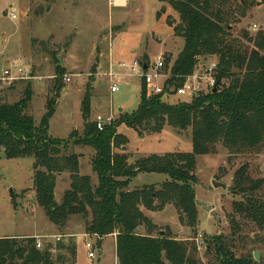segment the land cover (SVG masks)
Instances as JSON below:
<instances>
[{
  "label": "trees",
  "instance_id": "1",
  "mask_svg": "<svg viewBox=\"0 0 264 264\" xmlns=\"http://www.w3.org/2000/svg\"><path fill=\"white\" fill-rule=\"evenodd\" d=\"M255 2L170 0L179 22L168 19L167 24L173 35L183 40V47L169 70L164 92L147 97L142 82L137 109L122 114L102 131L90 121L91 95L87 92L80 109L82 133L72 132L66 143L48 136L54 101L46 103L38 126L27 113L32 98L30 84L18 102H0V159L32 160L31 191L52 225L62 231L71 218L77 217L84 223L85 235L96 238L98 248L105 237L115 235L118 264H199L194 243L177 241L167 230L156 233V225L144 210L161 212L171 205L179 223L195 237L196 158L215 155L217 145L230 156L264 152V32L251 36L242 29L234 36L231 28L246 18ZM204 58L216 60L214 89L197 94L189 102L167 103L165 98L175 95ZM55 63L54 89L59 84L61 89L65 70L57 60ZM121 125L151 134L161 133L165 126L179 132L189 129L191 152L150 155L131 164L124 150L128 139L117 132ZM68 145L93 150L91 168L97 177L96 186L89 176L79 174L80 156L68 153ZM62 173L69 174L70 184L58 203L54 190L56 176ZM141 173L164 175L167 180L159 186L129 190L131 181ZM262 186L263 180L249 177L245 164L234 174L231 191L242 198L232 204L234 214L264 231V202L258 196ZM230 224L238 229L235 218ZM140 227L145 234L136 233ZM262 244L264 248V238ZM232 249L219 235L211 239L206 253L213 252L218 264H257L251 257H236ZM0 264H76V245L59 241L37 249L33 237L0 238Z\"/></svg>",
  "mask_w": 264,
  "mask_h": 264
},
{
  "label": "rangeland",
  "instance_id": "2",
  "mask_svg": "<svg viewBox=\"0 0 264 264\" xmlns=\"http://www.w3.org/2000/svg\"><path fill=\"white\" fill-rule=\"evenodd\" d=\"M169 1L127 0L122 8L108 5V0H0V66L19 60L29 76L39 78L21 80L10 86L0 82V102H18L30 84L32 98L27 113L38 126L46 113V103L54 101L48 136L65 143L70 140L72 132L78 135L82 133L80 109L86 92L91 95V122L98 115H112V120L116 121L122 114H131L139 104L140 82L136 79L123 81L117 93H110L107 82L97 75L107 68L110 59L114 62H141L147 59L152 63L161 55L164 73L169 77V70L183 47V40L175 37L167 24L168 19L179 22ZM12 8L17 14L16 20H11L8 15ZM231 28L234 36L242 29L251 36L259 31L264 32V0H256L246 18L240 24H232ZM55 60L65 70L63 77L70 79V82L63 84L58 98L55 97L53 79ZM215 62V58H204L197 64L194 74L201 78L199 93L209 91L211 85L206 81L209 77L213 79L211 69ZM214 87L215 84L212 89ZM191 99V95H174L165 98V101L176 104ZM117 132L128 139L124 150L131 164L150 155L191 152L189 129L179 132L165 126L161 133L151 134L146 130L134 131L121 125ZM67 147L68 153L80 156L79 174L89 176L92 185L96 186L97 177L91 168L93 150L79 146ZM245 164L252 180H263L258 196L264 202V152L230 156L223 147L217 145L215 155L196 158L195 198L210 205L219 219L216 225L207 212L197 207L196 232L197 235L202 234V244L195 253V260L199 264H218L213 252L206 253L205 247L213 237L219 235L231 243V251L236 257H251L257 264H264V231L234 214L232 204L242 201L241 196L212 186L214 181L232 188L234 174ZM33 174L32 160L29 158L0 159V238L39 236L45 242L44 246H47L53 244V235H64L61 242H72L77 246L76 264H117L113 237H105L97 249L96 238L85 235L81 219L71 218L62 231L48 221L42 209L36 205L31 191ZM166 180L164 175L141 173L132 180L133 187L129 185V190L151 184L159 186ZM69 184L68 173L56 176L54 196L58 203ZM144 214L156 225V233L167 230L177 241L193 244L191 240L194 235L179 223L178 214L171 205L161 212L144 210ZM232 218H235L237 230L230 224ZM136 233L145 234V229L140 227ZM70 235L74 237L70 238ZM86 242L94 246L93 259L87 257ZM99 250H102V254L98 253ZM254 253L259 254V261L254 260Z\"/></svg>",
  "mask_w": 264,
  "mask_h": 264
},
{
  "label": "built area",
  "instance_id": "3",
  "mask_svg": "<svg viewBox=\"0 0 264 264\" xmlns=\"http://www.w3.org/2000/svg\"><path fill=\"white\" fill-rule=\"evenodd\" d=\"M110 5L120 6L121 4H117L116 0H111ZM8 15L11 20L17 19V14L13 8L10 9ZM144 66L146 67L145 69ZM214 69L215 64L212 65L211 70ZM97 77L107 82L110 93H117L123 81L136 79L140 82V84L142 82L144 83L147 97L155 96L164 92L165 81L169 78L164 73V60L161 55H158L152 63H146L142 61L139 62L136 60L114 62L112 59H110L107 68L103 72H100ZM209 78L210 79L207 80L206 83H208V81L210 82V90L214 84V79H211V77ZM29 79L36 78L29 76L21 64L16 60L10 61L7 65L0 67V82L7 86L13 85L15 82L21 80ZM200 79L201 78L196 74L187 77L183 85L176 90L175 96H196L201 91ZM63 82L68 83L70 82V79L65 77ZM112 119V115L108 117L98 115L94 119V123L96 128L99 131H102L106 126L113 122ZM52 238V243L54 244L61 241L63 237L57 235L52 236ZM41 239V237L35 238V246L37 249L45 247V242ZM85 247L87 249V257L93 259L95 257L93 244L86 242ZM51 252L54 254L56 251L53 249Z\"/></svg>",
  "mask_w": 264,
  "mask_h": 264
},
{
  "label": "water",
  "instance_id": "4",
  "mask_svg": "<svg viewBox=\"0 0 264 264\" xmlns=\"http://www.w3.org/2000/svg\"><path fill=\"white\" fill-rule=\"evenodd\" d=\"M145 68L146 67L144 66V69ZM60 87H61V85L59 84L57 86V88H56V95L55 96L57 98L59 97ZM119 112H121V109H119ZM212 186H213V188L227 189L228 192H231V188L230 187H226L222 183H218V182L212 181ZM195 205L197 207H199L202 211L207 212L209 214V216H211L215 220L216 225L219 224V219L217 218L215 211L212 209V207L210 205H206L203 202H200L198 200H195ZM161 234H163V233L161 232ZM253 258H254L255 261H259V254L258 253H254L253 254Z\"/></svg>",
  "mask_w": 264,
  "mask_h": 264
},
{
  "label": "crops",
  "instance_id": "5",
  "mask_svg": "<svg viewBox=\"0 0 264 264\" xmlns=\"http://www.w3.org/2000/svg\"><path fill=\"white\" fill-rule=\"evenodd\" d=\"M127 4V0H125V2H124V4H122V6L120 5L119 7H125V5ZM108 5H110V0H108ZM112 6V5H111ZM112 7H117V6H112ZM16 61H18L20 64H21V66L24 68V65L19 61V60H16ZM133 61V60H132ZM1 67V66H0ZM25 69V68H24ZM36 79H39V78H37V76L35 77ZM51 78V77H50ZM15 83H17V82H15ZM14 83V84H15ZM66 83H64V85H65ZM61 92H62V89H61ZM92 108V107H91ZM28 109H29V107H28ZM119 111V110H118ZM79 154V153H78ZM138 176V175H137ZM136 176V177H137ZM135 177V178H136ZM132 182V181H131ZM130 186H132V184L130 183ZM133 187V186H132ZM83 235V234H82ZM54 236V235H53ZM20 237H33V238H36V237H39V236H36V237H34V236H12V237H2V238H20ZM62 237L64 238L65 236L64 235H62ZM71 237H74V235H70V238ZM111 237H113L114 238V242H116V239H115V235H112ZM102 242V241H101ZM76 245V244H75ZM97 249H99L98 247H96ZM76 253H77V246H76ZM98 253L99 254H102V250H99L98 251ZM115 257H116V254H115ZM116 263H117V257H116ZM118 264V263H117Z\"/></svg>",
  "mask_w": 264,
  "mask_h": 264
},
{
  "label": "flooded vegetation",
  "instance_id": "6",
  "mask_svg": "<svg viewBox=\"0 0 264 264\" xmlns=\"http://www.w3.org/2000/svg\"><path fill=\"white\" fill-rule=\"evenodd\" d=\"M191 241L195 244L196 248H200V245L202 244V234L198 233V235L195 236ZM207 248L208 246L205 247V249Z\"/></svg>",
  "mask_w": 264,
  "mask_h": 264
},
{
  "label": "bare ground",
  "instance_id": "7",
  "mask_svg": "<svg viewBox=\"0 0 264 264\" xmlns=\"http://www.w3.org/2000/svg\"><path fill=\"white\" fill-rule=\"evenodd\" d=\"M124 2H125V0H116L117 4H121L122 5V4H124Z\"/></svg>",
  "mask_w": 264,
  "mask_h": 264
}]
</instances>
